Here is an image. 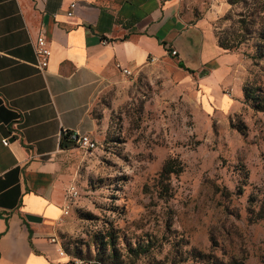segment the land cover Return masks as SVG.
I'll return each instance as SVG.
<instances>
[{
    "label": "rangeland",
    "instance_id": "374dc122",
    "mask_svg": "<svg viewBox=\"0 0 264 264\" xmlns=\"http://www.w3.org/2000/svg\"><path fill=\"white\" fill-rule=\"evenodd\" d=\"M201 3L218 15L217 44L246 38L221 48L237 55L232 72L207 91L208 71L191 75L171 56L104 81L90 110L97 146H74L62 168L65 199L78 190L58 232L71 256L98 259L109 236L126 264H264V112L242 91L264 89V0ZM171 159L180 171L161 176ZM138 241L149 252L127 257Z\"/></svg>",
    "mask_w": 264,
    "mask_h": 264
},
{
    "label": "crops",
    "instance_id": "0c3cea01",
    "mask_svg": "<svg viewBox=\"0 0 264 264\" xmlns=\"http://www.w3.org/2000/svg\"><path fill=\"white\" fill-rule=\"evenodd\" d=\"M201 1L0 0V264H67L52 242L66 224L62 168L76 146L65 132L94 136L90 110L105 80L171 56L191 75L208 71L199 76L207 91L232 72L237 55L219 47L218 15Z\"/></svg>",
    "mask_w": 264,
    "mask_h": 264
},
{
    "label": "trees",
    "instance_id": "16d2710c",
    "mask_svg": "<svg viewBox=\"0 0 264 264\" xmlns=\"http://www.w3.org/2000/svg\"><path fill=\"white\" fill-rule=\"evenodd\" d=\"M248 1L249 0H229V3L232 6H235L238 4L247 3ZM249 24H252L251 19H249V21L245 22L242 25V29L246 31L248 29ZM245 39H246L245 36L243 37L242 34L241 35L235 34L233 37L227 35L223 39L219 38L218 45L220 48L225 50H236L245 41ZM190 72L192 73L193 71ZM242 91L246 102H251L255 110L264 112V89H261L260 87H253L247 82L243 85ZM175 166H176L175 161L173 159L167 160L161 172V176H166L167 174L173 172H179L180 169H175ZM257 217L263 219L264 215H259ZM99 242H100L101 252L99 253L98 259L95 260L100 261L102 264H126L124 259H122L123 254L116 247L114 237L111 238L108 236L106 240L100 239ZM150 247H151L150 244L144 241L136 242V246L129 244L127 246L126 256L138 258L143 254H147L150 250ZM85 259H89V258H85ZM131 264L134 263L132 262Z\"/></svg>",
    "mask_w": 264,
    "mask_h": 264
},
{
    "label": "built area",
    "instance_id": "2783aa9c",
    "mask_svg": "<svg viewBox=\"0 0 264 264\" xmlns=\"http://www.w3.org/2000/svg\"><path fill=\"white\" fill-rule=\"evenodd\" d=\"M72 6L74 7L75 4L73 3ZM70 15L72 12L69 13ZM35 51L39 62V68L41 71L46 70L49 64V58L51 56V48L48 42V39L46 37V33L44 29H41L39 34L36 37L35 40ZM172 55H175L177 52L176 50L170 51ZM121 71L125 75L132 74V71L127 68H122ZM65 134L79 147L86 149L87 151L94 149L97 146V141L94 139V137L91 134L88 133H80L79 131H67ZM3 143L7 145V139L3 140ZM68 193L66 196V203L64 205L62 214L63 216L66 215L69 211V204H67L68 198L73 199L76 198L78 195V190L74 185H70L68 187ZM52 242L56 243L58 245V253L61 256H67V264H102L100 261H97L95 259H85L82 257H76L71 256L67 253L65 248L63 247L59 237H53Z\"/></svg>",
    "mask_w": 264,
    "mask_h": 264
},
{
    "label": "water",
    "instance_id": "95a60500",
    "mask_svg": "<svg viewBox=\"0 0 264 264\" xmlns=\"http://www.w3.org/2000/svg\"><path fill=\"white\" fill-rule=\"evenodd\" d=\"M26 217L28 220H34V221L40 220L38 217L31 216V215H27Z\"/></svg>",
    "mask_w": 264,
    "mask_h": 264
}]
</instances>
